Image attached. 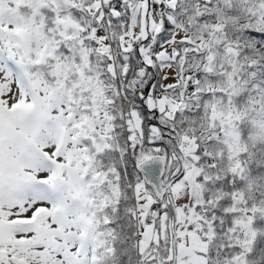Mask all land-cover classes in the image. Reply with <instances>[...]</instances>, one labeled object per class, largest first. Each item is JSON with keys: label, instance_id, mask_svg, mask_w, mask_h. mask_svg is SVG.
Returning a JSON list of instances; mask_svg holds the SVG:
<instances>
[{"label": "snow or ice", "instance_id": "obj_1", "mask_svg": "<svg viewBox=\"0 0 264 264\" xmlns=\"http://www.w3.org/2000/svg\"><path fill=\"white\" fill-rule=\"evenodd\" d=\"M0 264H264V0H0Z\"/></svg>", "mask_w": 264, "mask_h": 264}]
</instances>
